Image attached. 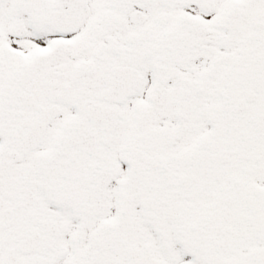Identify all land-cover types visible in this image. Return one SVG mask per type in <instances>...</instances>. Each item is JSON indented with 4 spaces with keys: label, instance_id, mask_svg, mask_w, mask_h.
Segmentation results:
<instances>
[{
    "label": "snow or ice",
    "instance_id": "obj_1",
    "mask_svg": "<svg viewBox=\"0 0 264 264\" xmlns=\"http://www.w3.org/2000/svg\"><path fill=\"white\" fill-rule=\"evenodd\" d=\"M0 264H264V0H0Z\"/></svg>",
    "mask_w": 264,
    "mask_h": 264
}]
</instances>
